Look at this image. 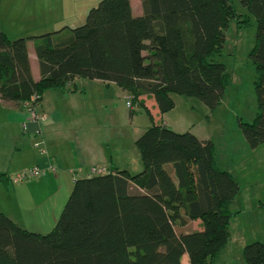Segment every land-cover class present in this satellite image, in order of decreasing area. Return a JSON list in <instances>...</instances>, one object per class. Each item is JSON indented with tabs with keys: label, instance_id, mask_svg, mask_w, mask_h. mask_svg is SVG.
Masks as SVG:
<instances>
[{
	"label": "trees",
	"instance_id": "trees-1",
	"mask_svg": "<svg viewBox=\"0 0 264 264\" xmlns=\"http://www.w3.org/2000/svg\"><path fill=\"white\" fill-rule=\"evenodd\" d=\"M240 2L242 17L230 0H140L139 15L130 0H100L74 27L16 38L0 30L1 101L26 109L47 90L72 91L75 78L100 79L131 94L130 116L136 105L151 120L135 140L142 169L75 178L48 232L25 229L0 211V264H182L183 254L187 264H214L230 236L237 180L217 165L210 140L154 122L139 96L152 95L162 113L173 107L172 93L215 109L231 82L214 59L224 30L234 18L240 27L253 17L258 111L239 127L250 148L264 143V0ZM196 219L198 229L181 230ZM241 256L243 264H264V241L246 243Z\"/></svg>",
	"mask_w": 264,
	"mask_h": 264
},
{
	"label": "rangeland",
	"instance_id": "rangeland-1",
	"mask_svg": "<svg viewBox=\"0 0 264 264\" xmlns=\"http://www.w3.org/2000/svg\"><path fill=\"white\" fill-rule=\"evenodd\" d=\"M99 1L0 0V30L9 38H16L55 30L62 24L74 27L85 21L89 8ZM230 1L236 12L240 14L239 16H244L246 10L240 0ZM250 18L249 24L240 27L242 23L238 25L236 18L229 21L224 30L221 52L214 57L225 65V69L231 75L230 85L225 89L219 105L210 110L197 96L172 93L173 107L164 114V118L177 132L188 130L199 139L210 140L217 165L231 170L237 180L239 190L234 195L230 206V210L234 212L229 224L230 236L223 246L225 248L219 253L221 260L218 264H239L241 261L237 253L239 247L253 240H264V234L260 235L259 232V227L264 222V213L261 217L260 212H254V208H251L252 200L262 199L261 194L264 193V145L255 152H247L251 148L239 127L240 122H251L258 111L254 91V81L258 73L249 56L255 42L256 25L254 18ZM31 40L27 38L28 45ZM74 88L77 93L64 101L70 105L73 104L72 102H77V106L87 116L86 122L93 125L95 139L108 153L111 152L118 162L128 164L134 173H136L135 170H140L138 168L142 167V164L135 140L151 123L148 113L134 105L133 115L130 116V109L125 104L126 95L129 92L122 91L114 83L106 84L100 79L77 78ZM143 100H145L144 97ZM154 101V98L152 102L148 100V105L153 121L160 122L158 112L154 110ZM63 104L66 103L63 102ZM88 109L92 110V114H89ZM5 126L0 125V137L8 131ZM244 160L246 163L242 164ZM248 162L250 165H247ZM15 184L10 183V188ZM49 192L51 189L44 192L42 197H46ZM67 197L68 195L65 200ZM11 198L12 195L9 193L0 194V200ZM41 202H43L42 205L33 206L28 214L26 213L28 221L50 226L52 219H41L45 217L41 216L43 214L41 210L44 207L49 210L50 202L44 199ZM260 204L264 206V203L260 202ZM240 211L242 212L239 215ZM199 227V220H189L181 230H194ZM36 228L32 225V229L36 230ZM185 259L186 257H183V262Z\"/></svg>",
	"mask_w": 264,
	"mask_h": 264
},
{
	"label": "crops",
	"instance_id": "crops-1",
	"mask_svg": "<svg viewBox=\"0 0 264 264\" xmlns=\"http://www.w3.org/2000/svg\"><path fill=\"white\" fill-rule=\"evenodd\" d=\"M130 4L134 15L142 13L140 0H130ZM62 26L72 27L68 24H62L60 27ZM27 46L32 75L34 78H38L39 71L37 59L33 51L32 40L30 45L27 43ZM76 79L72 81V84L67 86V89L72 88V91L50 89L43 93L41 99L34 104L36 112L43 115V119L39 122L30 120L29 111L23 106L20 107L12 102H3L0 100V125H6L5 129L8 130L0 137V174L7 175L33 165L46 168V174L44 173L38 176V178L29 179L17 184L13 183L15 185L12 188H10L9 181L3 182V180H0V194L4 192L12 195L11 199L0 200V211L4 212L19 226L41 234L48 232L53 227L56 217L66 201L65 198L69 195L73 186V179L87 176L91 166H104L109 170H111V167L126 168L134 173L128 164L118 162L111 152L108 153L98 143L93 135V125L86 122L87 116L77 106V102H72L73 104L70 105L64 101L77 93L76 88H74ZM111 83L113 82L108 84ZM121 90L124 91L123 89ZM143 97L145 98L143 101L144 105L151 112L148 103L152 102L153 96L149 94L139 96L142 99ZM130 98L131 94L128 93L126 95V101ZM63 102L66 104H63ZM88 110L90 111L89 114H92V110ZM154 110L158 112L160 123L177 131L164 118L165 112L162 113L157 109L155 101ZM23 123H25V129H23ZM35 141L42 142L41 144L45 147L46 154H40L39 149L34 145ZM262 145L264 144H259L256 148H251L247 152H255ZM245 163L246 161L244 160L242 164ZM49 165H54L55 170L52 171L49 169ZM247 165H250L249 162ZM138 169L141 170L142 167ZM228 171L231 172V170ZM50 189L51 192L43 198L42 194L48 190L50 191ZM261 197L262 199L252 200L253 203L251 202V204L253 207L251 206V208H254V212H260L262 217L264 206H261L260 202L264 203V193L261 194ZM43 199L46 202H50V209L48 207L49 210H47L44 207L41 210L43 213L41 216H45L41 219H52L53 222L50 226L42 223L33 224L28 221L29 219L26 215L33 206L39 207V205H42L43 202L41 201ZM241 212L238 214L240 215ZM32 225L37 227L36 230L32 229ZM259 230L260 235H263L264 222L259 227ZM241 250L242 247H239L237 252L241 260L239 264H243ZM183 257H186L184 262ZM220 260L221 256L219 254L214 264H218ZM182 264H187L186 254L182 256Z\"/></svg>",
	"mask_w": 264,
	"mask_h": 264
},
{
	"label": "built area",
	"instance_id": "built-area-1",
	"mask_svg": "<svg viewBox=\"0 0 264 264\" xmlns=\"http://www.w3.org/2000/svg\"><path fill=\"white\" fill-rule=\"evenodd\" d=\"M34 99L35 98L32 97L30 100L32 101ZM29 104H30V102H26L24 105L26 107V109L29 111V119L32 121H36V122L41 121L43 119V115L36 112V110L34 109L35 103L33 102L31 107H27ZM126 106L131 107V103L129 100L126 101ZM22 126H23V129H25V123H23ZM41 143H42L41 141H36L34 143V145H35V147H37L39 149L40 154L44 155V154H46V149ZM48 167L52 171L55 170L54 165H49ZM45 171H46V168L40 167L38 165H33L31 167L21 169L17 172L10 173L7 175V177H8V181H10L11 183H18V182L28 180L29 178L38 177V176L42 175L43 173H45ZM107 171H108L107 168L104 166H91L89 168V172L87 175L99 174V173H104ZM74 180L75 179H73V181Z\"/></svg>",
	"mask_w": 264,
	"mask_h": 264
}]
</instances>
